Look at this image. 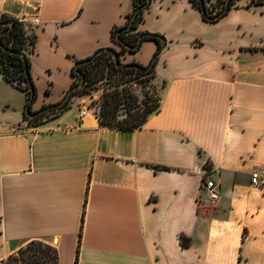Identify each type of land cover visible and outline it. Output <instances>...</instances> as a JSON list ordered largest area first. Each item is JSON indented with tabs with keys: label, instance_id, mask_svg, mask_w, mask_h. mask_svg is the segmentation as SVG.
Masks as SVG:
<instances>
[{
	"label": "crops",
	"instance_id": "0c3cea01",
	"mask_svg": "<svg viewBox=\"0 0 264 264\" xmlns=\"http://www.w3.org/2000/svg\"><path fill=\"white\" fill-rule=\"evenodd\" d=\"M132 7L0 0V13L39 18L31 111L63 98L76 59L120 48L111 29ZM137 29L165 42L159 108L132 130L99 121L93 90L29 121L25 91L0 71V264L33 239L54 245L58 264H264V185L250 180L264 169V2L235 0L206 21L191 0H151ZM156 48L145 39L119 60L146 65ZM205 179L218 185L214 201Z\"/></svg>",
	"mask_w": 264,
	"mask_h": 264
},
{
	"label": "trees",
	"instance_id": "16d2710c",
	"mask_svg": "<svg viewBox=\"0 0 264 264\" xmlns=\"http://www.w3.org/2000/svg\"><path fill=\"white\" fill-rule=\"evenodd\" d=\"M254 1L255 3L264 2V0ZM191 2L201 11L202 18L206 21L218 20L235 4V0H229V4L225 8V0H215L208 6L206 2H209V0H203L205 11H202L199 0H191ZM148 5H146V0H133L132 10L127 13L125 23L112 27L111 39L120 45V48L116 50L118 55L125 50H137L145 39L154 40L157 43V48L150 62L146 65L132 62L118 66L114 62L113 54L110 51L98 48L91 55L75 60L72 70L75 79L69 89L76 85L81 77H84L85 80L83 85L77 88L73 94L88 93L94 84L104 76L106 68L113 72L128 74L129 78L136 79L142 84L152 82L155 76V64L163 48L165 38L160 33L137 29L143 19L144 10ZM213 10H215L214 13H212ZM11 20L13 21L12 24H10ZM142 34L143 36L141 37ZM35 39L36 35L34 33L27 34L23 25L15 18L5 13H0V71L7 80L25 91V118L32 122L40 121L46 115L62 111L68 106L70 100L69 98L56 108H50L49 106L52 104L45 105L43 108L46 109L34 117L26 115V108L31 107L37 96L33 78L29 71L30 65L27 54L28 44L32 46ZM81 60L87 61L77 65ZM159 103L160 94L156 88L154 93L145 95L142 104L138 103L136 93L126 91V89L115 88L103 94L97 116L99 121L107 126L120 130H132L140 127L152 112L157 111ZM122 104H126L123 116L119 112ZM180 240L182 245L186 246L188 244V240L185 237L181 236ZM75 260H77V256ZM2 264H58V251L50 243L33 239L11 252L2 260Z\"/></svg>",
	"mask_w": 264,
	"mask_h": 264
},
{
	"label": "rangeland",
	"instance_id": "374dc122",
	"mask_svg": "<svg viewBox=\"0 0 264 264\" xmlns=\"http://www.w3.org/2000/svg\"><path fill=\"white\" fill-rule=\"evenodd\" d=\"M214 12L215 10L212 11V13ZM115 88L124 90L126 89V91L136 93L138 97V103L142 104V101L145 99V95L154 93L156 87L153 82H147L146 84H142L136 79L129 78L128 74L113 72L106 68L104 70V76L99 81H97L94 86L89 90V92L93 90V95H95V97L93 99H89L88 104L96 112H98L100 104L102 102L103 94L108 93ZM125 107L126 104H122L119 109L121 116L125 114Z\"/></svg>",
	"mask_w": 264,
	"mask_h": 264
},
{
	"label": "built area",
	"instance_id": "2783aa9c",
	"mask_svg": "<svg viewBox=\"0 0 264 264\" xmlns=\"http://www.w3.org/2000/svg\"><path fill=\"white\" fill-rule=\"evenodd\" d=\"M214 11V10H213ZM18 22H20L26 33L31 34L29 32V28L31 26H35L39 24V18L36 14H28V13H21L14 17ZM31 47V45L28 44V49ZM87 113L85 108L80 109V115L83 116ZM251 183L255 186L261 187L264 185V169L259 168L255 169L251 172L250 175ZM203 189L207 192L208 197L211 201H214L217 199L218 196V185L215 183L212 179H205L203 181Z\"/></svg>",
	"mask_w": 264,
	"mask_h": 264
},
{
	"label": "water",
	"instance_id": "95a60500",
	"mask_svg": "<svg viewBox=\"0 0 264 264\" xmlns=\"http://www.w3.org/2000/svg\"><path fill=\"white\" fill-rule=\"evenodd\" d=\"M150 1L151 0H146V5H148L150 3ZM199 1H200V4H201V7H202V11H205V7L203 6V0H199ZM228 4H229V0H225V8L228 6ZM12 23H13V21L11 20L10 21V24H12ZM142 36H143V34L141 35V37ZM103 50H108V51H110L113 54L114 62L116 63V65H118V66H123L124 65L122 62H120L119 55H118V53L116 52L115 49H113V48H103ZM85 61H87V60H81V61L78 62L77 65H79V64H81V63H83ZM84 80H85L84 77H81L80 81L76 85H74L72 88H70L68 90V92L63 96V98L60 101H58L57 103H54V104L50 105L49 107L50 108H56V107L61 106L63 103H65V101H67L73 95V92L77 88H79V87H81L83 85ZM45 109L46 108H42V109H40L38 111H31L30 108L27 107L26 108V115L28 117H34V116L42 113Z\"/></svg>",
	"mask_w": 264,
	"mask_h": 264
}]
</instances>
